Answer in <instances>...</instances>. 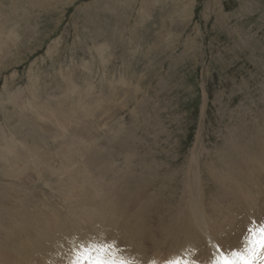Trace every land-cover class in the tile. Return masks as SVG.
Here are the masks:
<instances>
[{"label":"rangeland","instance_id":"obj_1","mask_svg":"<svg viewBox=\"0 0 264 264\" xmlns=\"http://www.w3.org/2000/svg\"><path fill=\"white\" fill-rule=\"evenodd\" d=\"M49 103L58 115L64 105V118L53 122ZM263 115L264 0H0V137L15 145L23 169L12 178L0 167V183L22 181L33 194L37 189L35 198L73 226L85 225V214L93 222L105 218L111 222L104 234L114 239L152 221L158 185L185 172L193 157L201 181L213 184L209 169L227 165L234 136L264 144ZM60 122L66 130L58 129ZM99 164L108 189L130 188L132 194H120L131 202L103 216L83 205L73 211L83 217L72 222L65 193L47 187L56 178L50 172L63 180L81 175L80 169L99 173ZM259 174L262 185L251 195L263 192L252 199L264 218V171ZM94 177L83 179L85 193L94 191Z\"/></svg>","mask_w":264,"mask_h":264},{"label":"bare ground","instance_id":"obj_2","mask_svg":"<svg viewBox=\"0 0 264 264\" xmlns=\"http://www.w3.org/2000/svg\"><path fill=\"white\" fill-rule=\"evenodd\" d=\"M58 104H60V102ZM47 107L52 109L50 111V117L53 119V122L58 120L56 116H58V118L60 117L64 118V114H65L64 110L66 109L64 108V105H63L64 112L62 110L60 111L61 115H58L59 109H56V106L50 105L49 103ZM66 113L68 114L69 117V112L67 111ZM67 114L65 118L68 120ZM61 124L62 122H60L58 129L66 130L65 129L66 125L63 124L61 125ZM30 125H32V123L27 121V123H24L23 125L24 127L26 126L27 127L26 128L23 127V128L29 131L31 127ZM24 129L23 131L26 132ZM58 129L56 131L57 133H58ZM259 132H263V131H259ZM63 135L64 134L62 133L61 137ZM261 136L264 137V134L262 135L261 133ZM0 139H1L0 142L2 141L3 145L5 146L4 150H0V158L2 159L0 160L2 162L0 164V167L1 169L4 170L5 175H7L8 177H12V175L17 174L16 178H19L18 176L22 174L23 169L19 166L20 163L17 164L18 163L17 159L21 158L22 156L16 153L14 147L15 145L10 144L11 141H7L8 139L3 137H0ZM245 140L246 139L241 138L238 134L234 136L231 142H229L230 144L228 143L230 146V155H229V159L227 158V160L229 161L227 165L223 163L220 169L217 168L216 170L215 167H212L214 169L211 168L209 169L210 177L216 175L215 179L213 177L214 179L213 184H210L209 186H208L209 182L205 183L201 181L200 177L202 170H200L199 168L200 163L198 164L197 158L194 160V157L193 158L191 157L192 161L190 160L188 167L185 169V172H184V168L181 169L183 170L181 172L175 171L174 175L171 176V178L167 181V183L165 181L166 184H163L161 188H160L161 184L158 185L159 190L154 192L157 193L158 195L156 197H153L155 195L153 194L152 196V199L154 200L153 202L154 211L153 213H150L151 211L148 212V216H152L151 219L153 218V220L145 223L144 221L146 220L141 222V220L145 217L146 212L140 213L139 216H141V214L143 215L141 216L142 219L141 217H139V221L141 222L139 226H133L129 230L126 229L125 232H121L119 235H117L118 237H121L120 235L122 234V236L125 237H121V238L114 237V239H110V240H115L122 249H126L127 251L124 253V255L127 257L133 256L135 254L134 251L137 250L138 255L137 254L135 255L139 256L140 258L138 257V259L136 258L135 259L142 264L149 263V261L151 260H155L157 263H160L165 259H179V260L189 259L190 258L189 254L185 252V249H188L189 247L198 250L196 259L203 262L209 256L211 244H221V245L230 244L234 247L238 246L237 236L244 230V228L249 223L250 218H252V216H250L251 215L250 213H253L255 215V219L257 220L258 219L260 220L262 218L257 216L258 214L262 216V214L260 213L261 212L260 209L261 206H259L260 202L259 204H257L256 201H253L252 199L256 196L258 192L260 193L262 191L257 190L255 196L253 194L251 195V192L252 189L254 188L258 189L262 185V181H261L262 175H260L259 172L264 171V144L262 145L261 143L256 142L259 139L250 140V142L248 140L247 141ZM44 147L46 148L47 146L44 145ZM78 152L80 151L78 150ZM12 154H13V158H10ZM218 160H222V158L219 157L217 161ZM106 163L107 162H105V164ZM230 164H232L231 167ZM100 165L101 164L97 166V167H101L100 169L101 171L99 170V173L97 171L93 172L90 170L89 172V170L87 169L84 170L80 169L81 175L76 174L77 176H75L69 174L68 177L64 178L63 180L61 179V177L56 175V170H54L55 175L52 174L53 172H50L52 177L51 179H53V177L56 178L53 179V184H51L49 182L50 179H48L49 178L48 177L46 179L49 182L47 184V187H49L52 191H55V193L59 194V196L61 193L66 194V195L64 194L63 196V201L67 200L66 202H68V207L66 208V211L67 210L70 211L71 215L75 213L73 212L75 208H80L83 205H85L83 206V208H86V206L87 207L93 206V208H96L97 211L98 210H100L101 212L103 211L102 212L103 213L102 216H103L104 214L108 212L112 213L113 210L115 211L117 210V208H121L123 205L131 202L129 200L131 196L120 194L121 192L132 194L130 188L124 187L118 189L117 186L115 185V187H113L112 189L111 188L108 189L107 185L104 183V180L102 179V176L103 177L105 176L104 175L106 171L105 166L102 167V165L101 166ZM202 166L204 165L202 164ZM206 166L204 167L206 168ZM46 171H47L46 167L38 168L37 176L40 175L39 178L41 179L42 177H44L43 172ZM164 171L165 173L171 172L169 168H164ZM206 172L209 173V171H205V173ZM94 173H95L94 179L96 180L95 181L96 183L91 185L90 188L93 189L94 191L90 190V193L89 191L85 193L82 187L83 185L82 181L85 177H88L89 174H94ZM100 173H102V176ZM57 174H60V172H58ZM86 174L88 175L86 176ZM247 181H252V185L250 184L247 185ZM5 182L8 181L5 180ZM84 182L86 183L85 179ZM32 186L35 185L32 184ZM34 188H38V187L35 186ZM17 189L21 190L20 195L16 193ZM29 189H30L29 186H26V184L22 181L21 183H19L18 181L12 183L8 182V184L6 185L5 183H0V264L63 263V258L65 252L67 251V248L62 247L61 242L65 241L67 237L79 236L83 238V237H88L92 234L103 235L104 233H106L107 231L106 229L110 226L109 223L111 222V220L110 221L108 220V222H106L105 218H103L102 222H104V224H102V222L99 221H98L99 223L96 222L97 219H95V222H93L90 220H94L93 219L94 217H91L89 219V217L86 216V214L84 216V218H86L85 225L79 224L73 226V224H71L70 221L69 222L66 221L67 219L66 215L61 217L60 215H58L59 212L55 213L54 210L53 211L51 210L52 208L49 211V208L51 207L50 204L47 205L44 202V200H42V198L40 199V197H39L40 200L38 198H35L36 196L35 192L37 191V189H33L34 194L31 191H29ZM209 189H212L211 195L207 192V190ZM13 191L14 193H12ZM25 192L28 193L31 192V193L30 195L27 194L26 196ZM91 193L93 198H87L90 197L89 195ZM109 194L114 195L115 197L113 198L114 200L112 202L109 201V197H108ZM141 194H146V193L143 192ZM99 196H103V200L100 201L98 199ZM133 197L134 196H132V198ZM257 197H255V199H257ZM137 199L139 200L140 198L137 197ZM145 199L146 198L144 197V201ZM262 199L264 198L262 197ZM131 200L133 201L134 199ZM206 203L209 204V205L207 204L209 206L208 209H207L208 206L205 207ZM45 209L48 212H45L46 211ZM76 211H78V209ZM255 211H257L256 213L258 214H255ZM262 212L264 213V211ZM80 215L82 216V214ZM80 215L74 214L72 216L73 218L70 217L72 218L71 221L73 222V220H75L76 218L78 220V218L81 217ZM112 218L114 217L112 216ZM70 226H73V228L71 227L73 230L67 228ZM77 226H79L80 230H77ZM30 229H32L36 235L29 232ZM99 229H105V230L100 232ZM134 230L136 232H134ZM221 232L223 234H221ZM106 234H104V237L109 239L108 235L110 233L108 235ZM121 240L125 242L123 243ZM146 250L148 251L151 250L152 254L151 255L146 254ZM155 253H158V255H156ZM134 257L135 256H133V258Z\"/></svg>","mask_w":264,"mask_h":264},{"label":"snow or ice","instance_id":"obj_3","mask_svg":"<svg viewBox=\"0 0 264 264\" xmlns=\"http://www.w3.org/2000/svg\"><path fill=\"white\" fill-rule=\"evenodd\" d=\"M238 246L211 244L208 258L196 259L198 250L189 247L185 260L165 259L160 264H264V218H250L244 230L237 236ZM66 247L63 264H140L135 258L127 257L115 240L98 234L88 237L69 236L61 242ZM149 264H157L155 260Z\"/></svg>","mask_w":264,"mask_h":264}]
</instances>
